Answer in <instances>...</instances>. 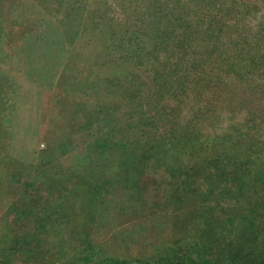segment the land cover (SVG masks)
Listing matches in <instances>:
<instances>
[{
	"label": "trees",
	"instance_id": "trees-1",
	"mask_svg": "<svg viewBox=\"0 0 264 264\" xmlns=\"http://www.w3.org/2000/svg\"><path fill=\"white\" fill-rule=\"evenodd\" d=\"M200 1L207 4L208 14L189 5H172L170 0L141 13L142 29L134 30L138 38L133 43L127 40L133 50L128 64L138 67L151 59L137 51L150 41V77L145 81L131 73L128 85L114 77L97 85L98 96L124 92L122 101L116 96L98 101L95 116L88 114L86 127L95 120L105 130L86 143L85 165L72 170L53 160L26 178L22 165L4 154L0 138V205L5 203L0 264H264V86L253 82L248 90L234 89L233 99L241 108L224 126L220 112L197 100L189 114L184 112L185 88L198 77L206 78L210 90L221 87L215 74L219 70H207L206 58L216 50L221 33L233 28L218 16L217 0L210 1V7L207 0ZM55 2L54 12L68 42L87 30L101 45L117 35L112 25L102 27L101 7L88 10L77 6L80 0ZM7 27L0 18V32ZM259 31L239 33L238 41L230 34L221 44L225 49L216 67L233 76L229 85L243 86L252 77L264 80V51H258L264 45V29ZM238 42L241 46L235 48ZM242 43L244 48L249 44L245 53ZM199 46L207 49L204 57H197ZM59 147L56 152L63 155L71 144ZM158 172L166 177V192L159 204H150L144 178ZM13 182L20 184L18 190ZM120 188L134 199L111 198ZM19 194L27 200L20 203ZM190 196L195 206L190 205ZM111 206L183 211L173 222L176 232L170 243L158 249L157 257L127 261L99 250L93 240L94 224H102L104 211ZM27 223L31 226L17 230Z\"/></svg>",
	"mask_w": 264,
	"mask_h": 264
},
{
	"label": "rangeland",
	"instance_id": "rangeland-1",
	"mask_svg": "<svg viewBox=\"0 0 264 264\" xmlns=\"http://www.w3.org/2000/svg\"><path fill=\"white\" fill-rule=\"evenodd\" d=\"M170 1L172 5L181 3L183 6L194 7L198 13L208 14L207 4L200 0ZM210 1L212 0L206 1L209 7ZM163 2L164 0H80L77 6L88 10L101 7L104 16L102 27L112 25L117 31L110 44L101 45L89 30L77 37L73 36L68 42L64 28L58 21V14L54 12L57 8L55 0H0V18L3 24L8 25L7 30L0 32L4 36L0 38V132H3L0 138L3 137L4 154L22 165L23 171H27L26 178L40 164L53 160H59L63 166L72 170L87 163L86 143L105 130L103 124L95 120L90 127H86L84 124L89 121L88 114L95 116L98 101L108 102L114 96L115 100L122 101L120 96L124 92L122 90L117 94L98 96L97 90L104 85L106 79L113 77L128 85L131 73L138 74L142 80H148L152 53L147 51L152 48L151 42L146 40L141 44L143 48L137 49L139 53L145 52L144 57L150 56L151 59H144L143 64L136 67L128 64L133 50L128 47L127 40L131 38L133 43L138 38L139 35L134 30L140 27L141 22L144 24L141 13L147 8H158L157 5ZM199 4L204 6L200 7ZM216 6L220 19L233 27H227L228 31H223L224 35L221 33L216 50L210 56H205L206 69L219 70L215 74L222 81L221 87L210 90L205 83L206 78L198 77L185 88L183 109L189 114L193 102L197 100L209 106L214 113L220 112V122L224 126L230 120L233 121L231 115L241 108L239 100L233 99V90H248L253 82L256 85L263 83L264 86V80L252 77V81L248 80L249 83L245 82L243 86L237 82L229 85L233 76L220 73L221 70L216 67L219 66L217 58L225 49L221 44L227 43L230 34L238 41L241 36L239 33L247 32L252 35L264 29V6L260 0H217ZM80 11H77L78 14ZM250 41L252 44L254 37L250 36L248 42ZM197 44L202 45V42ZM242 45L244 48V43ZM203 46L195 49L199 51L198 58L204 57L203 51L206 48ZM240 46L239 43L235 48ZM246 50H249V44L245 45L243 53ZM258 51H264V45ZM123 109L120 105L119 110L122 112ZM65 142L71 144V149L63 155L57 154L60 144ZM165 180L166 177L161 172L144 178L145 197L150 204H159L164 199ZM12 187L18 190L20 184L13 182ZM26 195L29 197L30 193ZM26 195H18L17 199L21 197L20 203L27 200ZM110 197L117 200L134 199V195L121 188L115 189ZM190 197L191 203L188 202L195 206V198ZM3 205L5 203L0 205V216ZM182 211H174L172 214L158 206L139 207L137 210L126 206H111L104 211L106 219L102 224H94L97 225L92 229L94 243L99 250L122 256L127 261L150 255L157 257L158 249L170 243L175 234L173 222L180 218ZM29 226L31 225L28 223L23 226L19 224L17 230L27 229Z\"/></svg>",
	"mask_w": 264,
	"mask_h": 264
}]
</instances>
